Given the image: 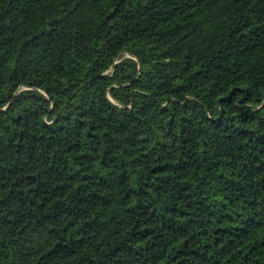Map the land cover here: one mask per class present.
Instances as JSON below:
<instances>
[{
	"label": "trees",
	"instance_id": "16d2710c",
	"mask_svg": "<svg viewBox=\"0 0 264 264\" xmlns=\"http://www.w3.org/2000/svg\"><path fill=\"white\" fill-rule=\"evenodd\" d=\"M0 264H264V0H0Z\"/></svg>",
	"mask_w": 264,
	"mask_h": 264
}]
</instances>
